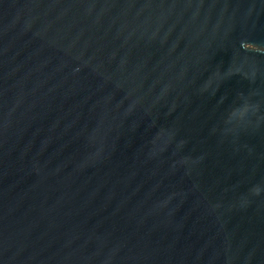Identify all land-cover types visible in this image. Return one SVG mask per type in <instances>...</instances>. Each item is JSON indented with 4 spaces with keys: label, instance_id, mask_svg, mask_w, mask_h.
<instances>
[{
    "label": "water",
    "instance_id": "95a60500",
    "mask_svg": "<svg viewBox=\"0 0 264 264\" xmlns=\"http://www.w3.org/2000/svg\"><path fill=\"white\" fill-rule=\"evenodd\" d=\"M0 264H264V0H0Z\"/></svg>",
    "mask_w": 264,
    "mask_h": 264
}]
</instances>
